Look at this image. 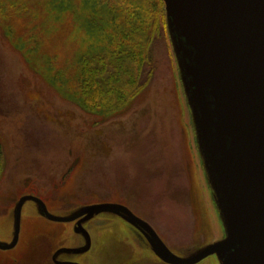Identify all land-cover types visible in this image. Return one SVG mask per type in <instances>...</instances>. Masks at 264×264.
Returning <instances> with one entry per match:
<instances>
[{"label":"rangeland","instance_id":"rangeland-1","mask_svg":"<svg viewBox=\"0 0 264 264\" xmlns=\"http://www.w3.org/2000/svg\"><path fill=\"white\" fill-rule=\"evenodd\" d=\"M0 1L6 6L0 13V244L12 242L16 206L26 195L43 200L58 217L95 204L124 205L180 258L224 240L225 224L162 5L157 0ZM126 18L150 38L143 76L145 81L151 73L150 82L132 101L86 109L83 88L79 91L85 58L102 54ZM133 69L137 75V64ZM82 226L92 237L91 251L59 258L164 264L119 216L99 213ZM80 234L73 223L47 220L28 201L19 243L0 250V264H52L55 249L87 246ZM198 264L220 262L210 256Z\"/></svg>","mask_w":264,"mask_h":264},{"label":"water","instance_id":"water-1","mask_svg":"<svg viewBox=\"0 0 264 264\" xmlns=\"http://www.w3.org/2000/svg\"><path fill=\"white\" fill-rule=\"evenodd\" d=\"M168 30L191 109L199 150L226 228V238L197 255L173 254L155 230L121 204L86 207L69 217L51 214L38 197L23 196L15 210L11 243L20 239L22 210L34 202L55 223L78 221L84 249L92 241L83 223L94 215L121 217L147 240L166 264H264V0H163Z\"/></svg>","mask_w":264,"mask_h":264},{"label":"trees","instance_id":"trees-1","mask_svg":"<svg viewBox=\"0 0 264 264\" xmlns=\"http://www.w3.org/2000/svg\"><path fill=\"white\" fill-rule=\"evenodd\" d=\"M157 1L162 5L167 25L165 3L163 0ZM4 4L0 1V13L2 14L6 9ZM121 24L119 25L121 27L116 26L120 30L119 33L113 35L111 42L107 40L109 46L104 48L102 54L85 58L86 66L80 72L83 83H80L79 91L83 88L85 100L82 105L86 109L114 108L116 107L115 102L132 101L146 89L150 82L151 73L143 81L150 38L146 37L145 30L140 24V27L135 26L128 18L121 21ZM135 64L139 70L137 75L133 69ZM3 155L0 144V174L3 170Z\"/></svg>","mask_w":264,"mask_h":264},{"label":"flooded vegetation","instance_id":"flooded-vegetation-1","mask_svg":"<svg viewBox=\"0 0 264 264\" xmlns=\"http://www.w3.org/2000/svg\"><path fill=\"white\" fill-rule=\"evenodd\" d=\"M73 224H74V226H75V228L79 231L80 229L78 228V221H76V222H73ZM84 227V226H83ZM85 228V227H84ZM86 230V229H85ZM88 233H89V235H90V232L88 231V230H86ZM80 232V231H79ZM81 234H82V232H80ZM80 234V235H81ZM83 235V234H82ZM81 235V236H82ZM81 236H80V238H81ZM90 237H91V235H90ZM92 238V237H91ZM86 239V238H85ZM91 241H92V239H91ZM87 245V244H86ZM91 247H92V245H91ZM74 249H82V247L80 248V247H74ZM62 250H65L64 248H62L61 249V247L60 248H57V249H55V251L53 252V254H52V256H51V261H52V264H81L80 262H78V261H76V260H71V259H61V258H59V256H60V254L62 255V254H73L72 252H70V253H65L64 251H62ZM91 250H89L88 252H86V253H89ZM84 254V253H83ZM61 257V256H60ZM164 263V262H163ZM164 264H166V263H164Z\"/></svg>","mask_w":264,"mask_h":264}]
</instances>
